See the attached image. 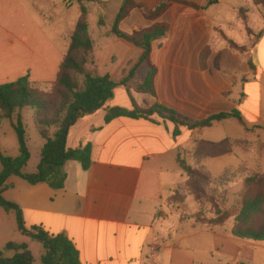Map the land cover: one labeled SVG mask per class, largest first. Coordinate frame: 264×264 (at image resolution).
<instances>
[{"label":"crops","instance_id":"crops-1","mask_svg":"<svg viewBox=\"0 0 264 264\" xmlns=\"http://www.w3.org/2000/svg\"><path fill=\"white\" fill-rule=\"evenodd\" d=\"M132 1L151 9L161 0ZM172 1L154 20L146 19L138 8L126 17L139 11L143 18L131 23L130 36L156 25L169 27L166 40L151 43L150 62L157 70V100L179 118L199 122L236 110L241 121L228 118L196 129L157 116L149 120L116 118L104 124L106 107L145 111L153 106V97L136 90L149 70L147 64H141L128 84L114 89L112 100L69 128L68 148L81 143L92 146L87 170L79 162H66L65 184L60 191L44 183L29 185L18 177H10L3 197L19 206L25 227L67 236L78 251L81 264H156L160 250L153 249L158 245L169 250L170 264H183L182 255L174 253L200 247L199 242H186L207 233L206 227L195 226L192 220L180 221L181 217H192L198 212L197 202L187 195L175 208V216V209L168 202L188 181L177 164L179 154L188 157L194 169L205 172L213 181L228 174V188L253 174L264 175V3L255 7L253 0H218L212 5H208L211 0ZM125 3L126 0L84 3L90 6L89 16L97 15L93 23L92 18L88 22L94 49L87 67L98 76H109L115 83L129 77L143 53L141 48L111 34L112 27L104 28L102 16L106 8L112 5L116 18ZM77 8L76 0H0V85L27 73L33 82L54 81L63 57L61 27L53 29V37L31 14L68 12L73 32L78 18L72 10ZM230 41L245 50L232 48ZM254 87L260 108L253 120L246 115L253 112L248 105V88ZM19 113L30 153L23 173L31 174L36 172L44 140L35 126L33 111L24 108ZM55 131L52 129L50 135ZM223 142L229 152L207 157L206 152L214 151L207 145ZM1 147L0 142V151ZM17 156L14 148L9 157ZM251 156L255 159L251 163L237 164L232 159ZM211 160L221 166V172L214 177L206 167ZM190 198L194 207L188 212ZM11 216L0 208L1 258L12 259L16 254L4 249L8 243L26 244L31 264H43V245L34 253L28 236L19 232L13 238ZM210 234L214 240L219 237L214 231ZM247 241L237 238L235 242L241 244L237 251L245 250L246 259L254 261L256 249H264V245ZM216 244L215 241L214 249Z\"/></svg>","mask_w":264,"mask_h":264},{"label":"trees","instance_id":"trees-1","mask_svg":"<svg viewBox=\"0 0 264 264\" xmlns=\"http://www.w3.org/2000/svg\"><path fill=\"white\" fill-rule=\"evenodd\" d=\"M76 1L80 7V17L70 35L68 48L61 59L56 77L51 82L52 93L48 95L40 89L36 83L30 80L29 73L13 82L0 85V127L3 121H10L16 135L19 152L17 157L12 158L0 151V208L5 212L13 211L16 216L18 231L43 245L46 251L42 257L43 264H81V262L78 251L67 236L62 234L50 235L39 227H31L30 229L25 227L19 206L3 197V193L8 188L7 180L14 176L24 180L29 185L44 183L52 190L60 191L65 184L64 166L66 162H79L82 168L87 170L91 165L92 146L90 143H81L76 148H68L66 138L69 128L84 116L97 111L112 100L114 89L118 85L128 84L141 64H147L149 70L144 81L137 86L136 90L153 97L155 99L153 106L145 111L137 109L128 111L119 107H106L103 117L104 124L116 118L149 120L150 117L157 116L163 121L166 120L176 125L186 126L189 129H196L211 127L215 122L228 118L241 121L240 114L236 110L230 113L214 114L199 122L188 118H179L175 111L157 100L154 85L157 70L150 62L151 43L155 40H166L169 36V27L165 24L156 25L135 36H128L118 30V25L135 8H138L146 19L154 20L165 12L173 2L172 0H161L151 9H146L135 4L132 0H127L121 7L113 23L111 34L141 48L143 53L129 77L120 83L113 82L107 75L98 76L94 71L88 69L94 42L88 31V9L84 3L96 0ZM217 2L218 0H211L208 5ZM183 3L190 5L186 2ZM99 24L102 23L99 22ZM229 44L234 49L245 50L231 41ZM24 108H30L33 111L35 126L44 140L36 172L31 174L23 173V168L30 159L25 128L19 113ZM52 127H55L56 131L50 135L49 129ZM226 145L224 142L207 145L214 150L213 154L206 152L207 157L220 156L229 152ZM198 151L197 149L196 153ZM177 164L188 177V181L184 185H187L191 180L196 183V179H203L206 182L212 180L205 172L194 169L185 155L179 154L177 156ZM201 172L206 175H201ZM227 179L228 174L224 175L218 182H226ZM242 196L240 208L234 218V225L230 234L242 240L264 242V175L253 174L245 178ZM195 198L199 200L198 196ZM213 209L215 214L219 216L220 211L216 205H213ZM199 222L200 220L198 221L197 218L196 223L199 224ZM4 249L12 250L16 254L12 259H2L0 252V264H31L32 257L26 244L8 243Z\"/></svg>","mask_w":264,"mask_h":264},{"label":"rangeland","instance_id":"rangeland-1","mask_svg":"<svg viewBox=\"0 0 264 264\" xmlns=\"http://www.w3.org/2000/svg\"><path fill=\"white\" fill-rule=\"evenodd\" d=\"M255 7L260 5L261 3H264V0H253ZM78 4V3H77ZM85 5V4H84ZM88 9V20H91L92 23L93 19L97 18V15L95 13H92L89 16L90 6L87 4L85 5ZM112 5L108 6L106 8V11L104 12L102 18L105 22L104 28H111L112 24L115 21V15L112 12ZM77 14V18L80 17V7L78 4L77 11L72 10V15L75 16ZM36 19L37 22H39L46 30H49V34L53 37L55 36V31L61 27V33H62V53L63 55L66 53L68 44L70 41V35L72 34V25L68 24V19L71 16L70 13H40V14H31ZM143 18L139 11H134L128 18L122 19L121 25L118 26V30L125 35L130 36L129 34H132V30L130 29V25L132 22H139ZM78 20V19H77ZM58 27V28H57ZM260 73V71L258 72ZM31 80V79H30ZM33 82V81H32ZM36 83L40 89L48 93H52L53 86L52 83L49 82H43V83ZM248 94H249V100L248 105L253 110L252 114L246 115L249 119H255V117L258 114L260 103L257 93V88L254 87L253 89L248 88ZM26 111H30V108H25ZM253 115V116H252ZM96 122V121H95ZM8 121H3L2 129L0 130V142L3 144V147H1V152L6 155L10 156V154L13 153V149L18 153V144L15 132L12 127L9 126ZM52 129H55V127H52L49 129L51 131ZM232 159L238 164H240L241 161L246 162H253L255 159L253 156L251 157H243L236 159L235 157H232ZM217 160H211L206 163V167L208 172H210L211 176L214 177L217 174H219L221 171V166H216ZM1 170V166H0ZM201 175H206L205 173L201 172ZM196 183L194 180H191L187 185H184L182 187H179L175 193L169 198L168 202L172 205L173 209L176 207H179L183 199L188 195L191 196L198 204V212L192 215L190 217L189 215L186 217H181L180 221L185 222L192 220L193 225L199 226L203 225L206 227V231L203 235L199 236L198 239L192 240L190 239L188 242L191 244L198 243L200 244L199 248L193 249L189 248V251H176L174 255H178L180 253L182 255V263L183 264H235V263H242V264H264V249L257 248L256 249V257L254 261H249L245 257V250L243 252H238L237 248L241 246V244L236 243L235 240L237 238L233 237L230 234V230L232 226L234 225V218L237 215L242 195H243V183L241 184H235L231 185V188L229 186V180L226 182H218V181H209L206 182L203 179H196ZM199 190V192H198ZM199 197V200H197L195 197ZM190 198L187 202V209L188 212L193 210L194 207V200ZM213 205H216L218 210L220 211V215L217 216L215 214V211L213 209ZM2 209V208H1ZM3 210V209H2ZM4 211V210H3ZM5 212V211H4ZM175 216L177 210L172 211ZM6 213H11L12 217V233L13 238L18 237L20 235L19 231L17 230V222H16V216L13 211H9ZM171 218V217H170ZM198 218V221L200 220L199 224L196 223V220ZM211 232H216L217 236L219 235L218 239L214 240ZM22 235V234H21ZM25 235V234H24ZM27 236V235H25ZM172 236H175V233H173ZM29 243L34 253H36L40 249V242H37L29 237ZM27 240V241H28ZM31 241V242H30ZM216 243V248L214 249ZM16 242V241H15ZM247 243L256 244V245H264V242H253V241H247ZM260 247V246H259ZM254 247L249 246V249H253ZM188 249V247H187ZM153 250L159 251L158 257L155 259L154 263L156 264H170V255L169 250L167 251L165 248L160 249V246L158 245ZM238 252V253H237ZM254 262V263H253Z\"/></svg>","mask_w":264,"mask_h":264},{"label":"water","instance_id":"water-1","mask_svg":"<svg viewBox=\"0 0 264 264\" xmlns=\"http://www.w3.org/2000/svg\"><path fill=\"white\" fill-rule=\"evenodd\" d=\"M127 1V0H126Z\"/></svg>","mask_w":264,"mask_h":264}]
</instances>
